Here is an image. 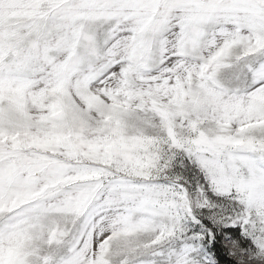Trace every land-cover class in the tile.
<instances>
[{"label":"snow or ice","instance_id":"obj_1","mask_svg":"<svg viewBox=\"0 0 264 264\" xmlns=\"http://www.w3.org/2000/svg\"><path fill=\"white\" fill-rule=\"evenodd\" d=\"M0 264H264V0H0Z\"/></svg>","mask_w":264,"mask_h":264}]
</instances>
